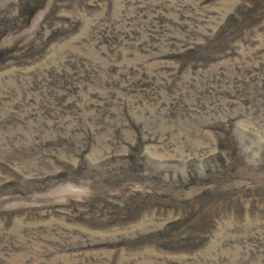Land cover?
I'll return each mask as SVG.
<instances>
[{
  "label": "rangeland",
  "instance_id": "rangeland-1",
  "mask_svg": "<svg viewBox=\"0 0 264 264\" xmlns=\"http://www.w3.org/2000/svg\"><path fill=\"white\" fill-rule=\"evenodd\" d=\"M0 264H264V0H0Z\"/></svg>",
  "mask_w": 264,
  "mask_h": 264
}]
</instances>
